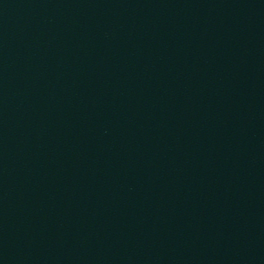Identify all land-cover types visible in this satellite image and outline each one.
<instances>
[{"label":"water","instance_id":"obj_1","mask_svg":"<svg viewBox=\"0 0 264 264\" xmlns=\"http://www.w3.org/2000/svg\"><path fill=\"white\" fill-rule=\"evenodd\" d=\"M0 264H264V0H0Z\"/></svg>","mask_w":264,"mask_h":264}]
</instances>
